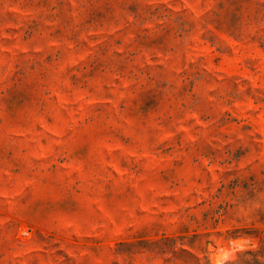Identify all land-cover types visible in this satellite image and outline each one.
I'll return each instance as SVG.
<instances>
[{"label": "rangeland", "instance_id": "obj_1", "mask_svg": "<svg viewBox=\"0 0 264 264\" xmlns=\"http://www.w3.org/2000/svg\"><path fill=\"white\" fill-rule=\"evenodd\" d=\"M0 264H264V0H0Z\"/></svg>", "mask_w": 264, "mask_h": 264}]
</instances>
